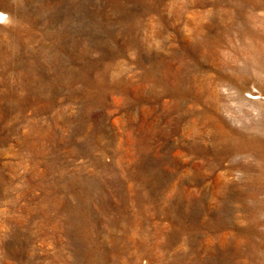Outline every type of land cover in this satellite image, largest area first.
<instances>
[{
  "label": "rangeland",
  "instance_id": "rangeland-1",
  "mask_svg": "<svg viewBox=\"0 0 264 264\" xmlns=\"http://www.w3.org/2000/svg\"><path fill=\"white\" fill-rule=\"evenodd\" d=\"M0 17V264H264V0Z\"/></svg>",
  "mask_w": 264,
  "mask_h": 264
},
{
  "label": "snow or ice",
  "instance_id": "snow-or-ice-1",
  "mask_svg": "<svg viewBox=\"0 0 264 264\" xmlns=\"http://www.w3.org/2000/svg\"><path fill=\"white\" fill-rule=\"evenodd\" d=\"M0 19H3L2 17H0Z\"/></svg>",
  "mask_w": 264,
  "mask_h": 264
}]
</instances>
